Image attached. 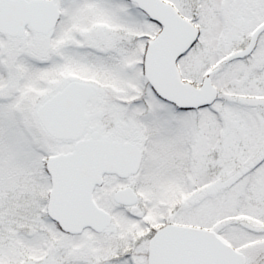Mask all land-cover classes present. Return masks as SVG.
Wrapping results in <instances>:
<instances>
[{
	"label": "snow or ice",
	"instance_id": "obj_1",
	"mask_svg": "<svg viewBox=\"0 0 264 264\" xmlns=\"http://www.w3.org/2000/svg\"><path fill=\"white\" fill-rule=\"evenodd\" d=\"M0 264H264V0H0Z\"/></svg>",
	"mask_w": 264,
	"mask_h": 264
}]
</instances>
